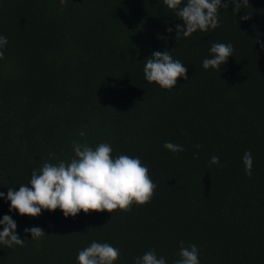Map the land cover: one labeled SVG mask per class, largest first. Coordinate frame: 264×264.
Instances as JSON below:
<instances>
[{"label":"trees","instance_id":"obj_1","mask_svg":"<svg viewBox=\"0 0 264 264\" xmlns=\"http://www.w3.org/2000/svg\"><path fill=\"white\" fill-rule=\"evenodd\" d=\"M219 20L186 38L163 0H0V192L18 191L45 162H70L74 141L138 157L157 186L128 212L75 218L59 209L21 216L0 199V219L11 216L25 239L0 245V264H77L93 241L120 249L114 264L151 249L174 264L181 241L198 247L200 264H264V0L221 8ZM213 43L234 48L220 71L202 67ZM165 50L189 77L172 90L143 73L144 60ZM32 227L46 236L31 239Z\"/></svg>","mask_w":264,"mask_h":264},{"label":"clouds","instance_id":"obj_2","mask_svg":"<svg viewBox=\"0 0 264 264\" xmlns=\"http://www.w3.org/2000/svg\"><path fill=\"white\" fill-rule=\"evenodd\" d=\"M66 3L67 0H60L62 7ZM163 3L182 21V25L175 26L176 35L182 34L187 38L198 31L207 32L220 27L221 8L231 6L233 12L239 13L247 8L249 0H163ZM250 18L248 14L240 17L244 21ZM167 31L171 33L173 29L169 27ZM7 43V38L0 36V60L4 59L3 49ZM257 43H260L259 38ZM233 53L231 43H213L210 47L211 58L204 59L202 67L220 71L228 58L233 57ZM144 61L146 81L162 89L175 88L178 78L189 79L187 68L180 60L173 59L171 51H154ZM79 135L83 137L85 133L80 132ZM163 147L176 154L185 151L182 146L171 142H165ZM73 151L74 157L70 162H45L39 169L32 171L29 183L21 184L18 191L8 188L6 196L0 192V199L10 202L9 211L35 218L42 214V210L55 212L59 209L65 218H75L81 211L86 215L104 211L111 214L116 210L128 212L133 204L142 206L150 203L157 186L150 178L148 167L138 157L124 154L113 156L112 146L103 142L93 148L87 143L74 141ZM242 162L245 174L251 176L253 157L250 151L245 152ZM210 164L219 165L220 158L212 156ZM0 225H3L0 245L8 248L24 246L25 239L17 234V223L11 216L4 215ZM24 231L31 233L33 240L46 236L39 227L25 228ZM120 256L119 248L93 241L78 252L76 259L77 264H114ZM179 257L174 264H200L199 249L195 244L186 247L181 241ZM134 264H166V260L158 256L155 249H151L136 257Z\"/></svg>","mask_w":264,"mask_h":264}]
</instances>
